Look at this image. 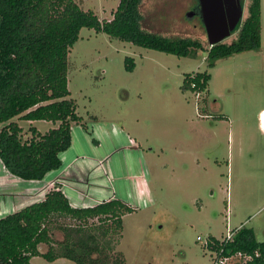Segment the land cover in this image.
Returning a JSON list of instances; mask_svg holds the SVG:
<instances>
[{
  "label": "rangeland",
  "instance_id": "rangeland-1",
  "mask_svg": "<svg viewBox=\"0 0 264 264\" xmlns=\"http://www.w3.org/2000/svg\"><path fill=\"white\" fill-rule=\"evenodd\" d=\"M75 2L103 21L112 19L119 0ZM198 4V0H143L141 25L160 35L193 37L208 44ZM247 8L248 1L243 0L241 24ZM260 12V48L220 59L213 68H208L204 51L195 58H178L91 29L80 30L67 59L68 89L76 113L88 127L95 123L94 116L109 142L127 136L140 145L150 201L146 204L119 176L110 182V176L95 168L96 162L92 167L101 173L108 191L101 195L88 192L86 197L85 189L75 193L64 187L63 192L71 206L85 208L96 205L93 199L99 200L98 196L104 199L113 194L112 185L117 187V199L135 209L123 217L116 248L124 264H212L214 253L204 247L207 237L222 240L241 227L251 228L256 240L264 242V132L260 117L264 110V0ZM240 26L223 42H231ZM126 58L134 61L131 72L125 69ZM204 71L211 75L208 94L196 97L181 91L186 74ZM18 125L25 131L23 139L31 136L30 125ZM32 126L45 133L57 124L36 121ZM119 130L125 134L123 138ZM88 144L83 153L96 155L92 139ZM115 151L110 163L116 170L126 165L136 171V157H124L122 152L113 155ZM2 177L0 174V181L10 188L34 193L24 180ZM55 237L60 240L61 233ZM31 264L74 263L34 257Z\"/></svg>",
  "mask_w": 264,
  "mask_h": 264
},
{
  "label": "trees",
  "instance_id": "trees-1",
  "mask_svg": "<svg viewBox=\"0 0 264 264\" xmlns=\"http://www.w3.org/2000/svg\"><path fill=\"white\" fill-rule=\"evenodd\" d=\"M248 14L231 42L210 47L193 37H169L141 25L143 0H119L111 20H99L75 0H0V161L13 176L42 180L61 166V153L72 143V127H89L76 113L67 81V59L83 28L112 39L178 58L206 53L208 68L220 59L260 48L261 0H247ZM198 10L199 4H198ZM125 69L134 70L132 58ZM208 71L186 74L181 91L196 97L208 94ZM206 101V98H202ZM46 121L57 124L41 134L29 128L23 139L17 122ZM223 117H216L221 120ZM93 122L97 119L92 116ZM93 143L95 140H93ZM135 209L111 199L92 207L71 206L59 186L43 201L0 218V264H31L41 257L48 262L66 259L74 264H124L116 249L122 237L123 217ZM60 232L61 239L55 235ZM232 241L209 235L204 247L220 257L237 253L250 256L243 264H264V242L251 228L232 229ZM44 248V250H43Z\"/></svg>",
  "mask_w": 264,
  "mask_h": 264
},
{
  "label": "crops",
  "instance_id": "crops-1",
  "mask_svg": "<svg viewBox=\"0 0 264 264\" xmlns=\"http://www.w3.org/2000/svg\"><path fill=\"white\" fill-rule=\"evenodd\" d=\"M260 117H262L260 115ZM18 124L20 122H26V124L32 125L36 121H15ZM55 125V124H54ZM72 127V143L70 148L61 153V166L55 171L49 172L42 180L39 181H25L27 187L34 193L28 192L27 194L20 193L8 185L4 184L5 182L0 181V218H3L7 215L13 214L24 207L31 205L33 203L41 202L44 199L45 194L50 190V184L55 183L56 186H59L61 191H64L65 188H69L75 193H83L82 189L87 191L85 197L88 196V192L92 194L101 195L103 191H108V187L101 180L102 175L96 169H101L106 176H110L111 179H108L110 182L114 177L123 180L125 183L135 191L138 195L145 200L146 204L150 201V189L149 181L147 178L146 164L143 153L141 151L140 145L136 142H130L126 136L124 140H119L117 142H109L103 132L100 129V124L98 121L95 122L91 127L89 126V133L85 132L80 125ZM33 127V126H32ZM35 128V127H34ZM52 129V128H50ZM37 130V129H36ZM49 130V129H48ZM38 131V130H37ZM119 130L117 133H120ZM263 131V130H262ZM25 131H23L24 133ZM40 132V131H38ZM47 132V131H46ZM264 132V131H263ZM41 133V132H40ZM122 133V132H121ZM119 134L121 138L125 136L124 133ZM44 134V133H41ZM31 138V136L26 135L25 139ZM95 140L92 149H97L96 155H85L83 153L84 148L88 147V140ZM116 148V151L114 150ZM122 152L124 154H130L137 159L136 171L134 167L124 166L123 170L113 167V164L110 163V154ZM125 157V155H124ZM93 162L98 163V166L94 169ZM101 166V167H100ZM99 167V168H98ZM118 171V172H117ZM0 174L5 177H15L11 175L4 167L0 161ZM113 194L106 198L102 199L97 197L93 199V202L99 204L102 201H109L111 199H117V187L112 185ZM23 194V195H22ZM64 194V192H63ZM65 195V194H64ZM92 197V196H91ZM95 205V204H94ZM78 208H82L80 205H76ZM93 205L89 206L92 207ZM74 207V206H73ZM32 260V259H31ZM59 260V259H58ZM54 262V261H53Z\"/></svg>",
  "mask_w": 264,
  "mask_h": 264
},
{
  "label": "water",
  "instance_id": "water-1",
  "mask_svg": "<svg viewBox=\"0 0 264 264\" xmlns=\"http://www.w3.org/2000/svg\"><path fill=\"white\" fill-rule=\"evenodd\" d=\"M210 47L222 43L241 24L243 0H198Z\"/></svg>",
  "mask_w": 264,
  "mask_h": 264
},
{
  "label": "built area",
  "instance_id": "built-area-1",
  "mask_svg": "<svg viewBox=\"0 0 264 264\" xmlns=\"http://www.w3.org/2000/svg\"><path fill=\"white\" fill-rule=\"evenodd\" d=\"M49 187H50V190H53V189H55L56 184L51 183ZM233 236H234V232H232V230H231L224 239L226 241H232ZM231 260H235L234 262H232V264H243V263L247 262L248 260H250V256L245 255V254H241V253H237V254H234V255H231L228 257H220V256H218L217 253H214V258H213L212 264H231V263H229Z\"/></svg>",
  "mask_w": 264,
  "mask_h": 264
},
{
  "label": "bare ground",
  "instance_id": "bare-ground-1",
  "mask_svg": "<svg viewBox=\"0 0 264 264\" xmlns=\"http://www.w3.org/2000/svg\"><path fill=\"white\" fill-rule=\"evenodd\" d=\"M261 116H262L261 117V119H262V121H261V128L264 131V114H262Z\"/></svg>",
  "mask_w": 264,
  "mask_h": 264
},
{
  "label": "flooded vegetation",
  "instance_id": "flooded-vegetation-1",
  "mask_svg": "<svg viewBox=\"0 0 264 264\" xmlns=\"http://www.w3.org/2000/svg\"><path fill=\"white\" fill-rule=\"evenodd\" d=\"M262 113L264 114V110H261L260 115H261Z\"/></svg>",
  "mask_w": 264,
  "mask_h": 264
}]
</instances>
